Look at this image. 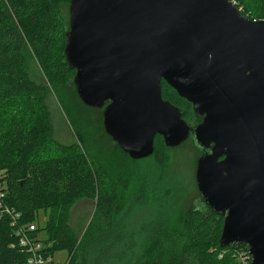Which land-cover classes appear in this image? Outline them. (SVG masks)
<instances>
[{
  "label": "water",
  "instance_id": "water-1",
  "mask_svg": "<svg viewBox=\"0 0 264 264\" xmlns=\"http://www.w3.org/2000/svg\"><path fill=\"white\" fill-rule=\"evenodd\" d=\"M65 63L83 104L133 160L192 140L204 216L220 247L264 264V20L230 0H70ZM167 83L202 120L163 98Z\"/></svg>",
  "mask_w": 264,
  "mask_h": 264
},
{
  "label": "trees",
  "instance_id": "trees-1",
  "mask_svg": "<svg viewBox=\"0 0 264 264\" xmlns=\"http://www.w3.org/2000/svg\"><path fill=\"white\" fill-rule=\"evenodd\" d=\"M239 1L253 7L249 19L264 20V0ZM69 2L0 0V264H27L29 255L18 247L16 232L33 223L32 237L46 232V254L66 250L68 264H139L142 258V264H241L237 250L248 246L220 247L222 218L194 212L193 204L185 229L169 233L173 213L162 196L166 190L158 194L159 186L143 184L139 194L127 199L123 177L113 178L81 143L65 145L55 138L50 87L74 85L75 76L64 58ZM28 53L36 57L47 83L30 76ZM162 89L186 118L193 117L175 90L165 82ZM82 199L95 201L96 210L79 236L68 212ZM40 211L48 213L44 229L36 223Z\"/></svg>",
  "mask_w": 264,
  "mask_h": 264
},
{
  "label": "rangeland",
  "instance_id": "rangeland-1",
  "mask_svg": "<svg viewBox=\"0 0 264 264\" xmlns=\"http://www.w3.org/2000/svg\"><path fill=\"white\" fill-rule=\"evenodd\" d=\"M251 1L256 0H248V5ZM233 2L239 4L238 7L245 17L253 16V7L249 8L247 3L242 4L239 0H233ZM27 68L35 82L47 83V78L32 53L27 54ZM48 105L53 132L60 143L65 145L81 143L98 158L113 178L123 177L127 199L141 191L143 184L151 185L156 189V186H159L158 194L166 190L162 196L168 199L167 210L173 213L168 221L167 232H179L185 229L187 213L199 197L196 170L201 153L194 147L191 140L177 148H167L163 138L158 137L154 155L133 160L123 154L106 134L102 110L85 106L78 98L74 85L60 88L51 86ZM190 121L194 125V119ZM95 210L96 202L88 199L79 200L69 209V224L79 236H82L88 227ZM141 214L144 215L142 211ZM47 221L48 213L40 211L37 225L44 229ZM38 238L41 241L44 240L46 232L41 231ZM69 259L70 255L66 250L57 251L53 256L55 264H68ZM142 263L143 258L139 264Z\"/></svg>",
  "mask_w": 264,
  "mask_h": 264
},
{
  "label": "built area",
  "instance_id": "built-area-1",
  "mask_svg": "<svg viewBox=\"0 0 264 264\" xmlns=\"http://www.w3.org/2000/svg\"><path fill=\"white\" fill-rule=\"evenodd\" d=\"M4 197L2 189H0V207L2 206L1 200ZM6 212L13 214L14 212L6 209ZM17 218L21 217L20 213L16 214ZM37 229L36 224H27L22 226L16 232L17 245L21 249V252L27 253L29 255L27 264H54L53 256L47 255L45 252V247L39 238L32 237V233ZM15 246L14 244L12 245ZM241 246V245H238ZM237 258L241 264H249L252 257L249 253V247L243 245L237 250Z\"/></svg>",
  "mask_w": 264,
  "mask_h": 264
},
{
  "label": "flooded vegetation",
  "instance_id": "flooded-vegetation-1",
  "mask_svg": "<svg viewBox=\"0 0 264 264\" xmlns=\"http://www.w3.org/2000/svg\"><path fill=\"white\" fill-rule=\"evenodd\" d=\"M162 91H163V89H162ZM176 92V91H175ZM163 93V92H162ZM177 93V92H176ZM177 95H178V93H177ZM179 96V95H178ZM180 97V96H179ZM164 98V97H163ZM181 98V97H180ZM164 99H166V98H164ZM181 99H183V98H181ZM183 100H185V99H183ZM186 101V100H185ZM187 102V101H186ZM190 106H191V109H192V105L189 103V102H187ZM178 107V106H177ZM180 108V107H179ZM102 113H103V111H102ZM184 119L185 120H187V121H189L190 123H191V119H194L193 117L192 118H186L185 117V115H184ZM202 122V120H196V119H194V125H197V124H199V123H201ZM192 124V123H191ZM193 125V124H192ZM157 137H159V135L157 136ZM156 137V138H157ZM162 137V136H161ZM163 138V137H162ZM164 140V139H163ZM189 140H191V139H189ZM192 141V140H191ZM187 142V141H186ZM185 142V143H186ZM184 144V143H183ZM182 144V145H183ZM195 147V146H194ZM177 148V147H176ZM196 148V147H195ZM197 149V148H196ZM198 150V149H197ZM199 151V150H198ZM200 152V151H199ZM201 153V152H200ZM201 155H202V153H201ZM200 155V156H201ZM200 158V157H199ZM198 188V187H197ZM198 191H199V189H198ZM201 199V196H200V192H199V197H198V199L197 200H195V202H194V204L197 206V208L195 207L194 208V212H197V209H199L200 208V206H201V209L203 208L202 207V204L200 203V205H199V200ZM200 210V209H199ZM201 212V211H200ZM224 220V219H223Z\"/></svg>",
  "mask_w": 264,
  "mask_h": 264
}]
</instances>
